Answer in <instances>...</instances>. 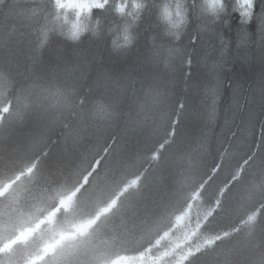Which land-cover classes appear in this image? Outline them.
Masks as SVG:
<instances>
[{
    "label": "trees",
    "instance_id": "trees-1",
    "mask_svg": "<svg viewBox=\"0 0 264 264\" xmlns=\"http://www.w3.org/2000/svg\"><path fill=\"white\" fill-rule=\"evenodd\" d=\"M212 1L106 0L74 38L56 0H0V117L37 96L61 108L51 141L67 125L83 139L81 175L57 191L77 218L178 175L182 208L156 238L191 211L181 264H264V0L251 19Z\"/></svg>",
    "mask_w": 264,
    "mask_h": 264
},
{
    "label": "rangeland",
    "instance_id": "rangeland-1",
    "mask_svg": "<svg viewBox=\"0 0 264 264\" xmlns=\"http://www.w3.org/2000/svg\"><path fill=\"white\" fill-rule=\"evenodd\" d=\"M105 3L56 0L55 11L78 38L92 12ZM37 98L17 108L14 118L0 117V264L183 263L193 251L190 242L196 233L187 224L191 211L178 215L171 230L156 238V228L164 222V228L170 226L171 219L166 220L182 208L178 175L175 181L162 180L143 189L132 181L121 191L124 198L111 201L96 218L86 219L84 214L111 196L102 193L98 200H88L77 218L71 214L75 192L57 195V191L68 189L80 177L83 139L74 137L73 127L67 125L62 139L51 141L66 117L57 104L39 103L44 97ZM140 240H147L150 248L137 256H119L134 252L132 245Z\"/></svg>",
    "mask_w": 264,
    "mask_h": 264
},
{
    "label": "snow or ice",
    "instance_id": "snow-or-ice-1",
    "mask_svg": "<svg viewBox=\"0 0 264 264\" xmlns=\"http://www.w3.org/2000/svg\"><path fill=\"white\" fill-rule=\"evenodd\" d=\"M238 3L239 14L242 16H247L249 19H251L256 9L255 0H238Z\"/></svg>",
    "mask_w": 264,
    "mask_h": 264
}]
</instances>
